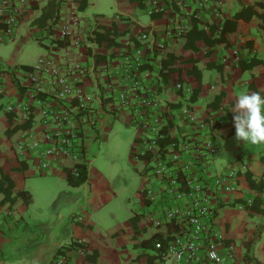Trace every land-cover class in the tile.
Here are the masks:
<instances>
[{
	"label": "crops",
	"instance_id": "crops-1",
	"mask_svg": "<svg viewBox=\"0 0 264 264\" xmlns=\"http://www.w3.org/2000/svg\"><path fill=\"white\" fill-rule=\"evenodd\" d=\"M47 1H28L10 39L3 33L4 24L0 21V42L14 43L17 51L26 37H33L45 47L46 53L39 56H49L64 67L73 62L80 64V71H75L74 75L83 88L86 110L79 120L78 137L84 152L79 162L84 161L91 170L99 141L114 117L120 115L128 126L136 129L135 147L147 133L140 127L136 110L139 102L134 90L125 86L120 72L125 56L133 53L136 46L142 48V62L136 70V78L145 94L156 100V111L168 118V121L164 119L169 123L165 125L166 132L177 139L196 132L199 137L209 138L216 144L207 164L201 166L193 159L196 176L211 184L221 172L240 166V192L217 194L208 226L222 235L224 248L221 252L229 263L247 264L243 255L248 251L261 218L250 206L239 208L237 204L264 196V188L250 187L245 177L248 172L256 183L264 180V144L252 145L235 139L231 109L241 92L259 91L264 96V67H238L240 61H249L252 56L264 57V33L256 15L249 19L234 18L233 15L243 5L257 0H157L162 10H154L156 0H114L115 13L111 17L89 13L95 0H82L81 3L80 0H62L59 18L50 33L32 24ZM178 27L185 31L178 33ZM193 27L200 32L192 30ZM143 31L148 37L139 41L138 35ZM220 36L226 41L206 42ZM157 43L162 46L158 47ZM17 60L18 53L5 63L0 57V70H6V73L0 72V178L4 172L15 182L11 191L12 203L1 201L3 193L0 192V264H51L58 247L76 240L81 242L84 253H74V261L160 264V251L155 248L152 236H172L178 231L176 224L161 219L166 206L162 193L150 201L146 197V188L150 186H145L139 191V197L131 201V206L124 208L121 219L113 215V219L103 222L108 217H104L99 208L111 198V194L104 191L107 180L97 183L91 177L87 184L71 186L62 176L63 168L74 164L71 158L50 159L48 167L41 170L39 157L33 151L28 153L19 149L21 139L32 142L41 138L46 128L42 125L41 111L54 88L51 76L35 73L41 76L37 78L43 80L44 85V92L35 93L37 82L31 80L30 70L23 67L32 68L34 63ZM176 82L185 87L181 94L175 88ZM193 88L196 94L192 98ZM122 93H126V103L121 104L119 96ZM8 105L13 106V110H7ZM182 107L198 121L206 122V127L194 129L181 112ZM145 116L151 118L149 112ZM26 122V126H22ZM220 148L231 153L230 166L224 165L215 172L213 154ZM134 161H138L134 166L136 173L148 176L145 162L133 158ZM20 163H25L26 167L16 169ZM36 171L54 175L36 176L45 184L48 182L46 188L36 187L38 192L31 183V187L25 184L26 178ZM62 179L71 191H79L82 186L86 191L83 196L69 198L72 210L63 218L62 209L53 212L52 203L61 199L58 194L62 193ZM153 187L159 188L157 181L153 182ZM19 188L30 193L29 202L18 195ZM51 197L53 201L47 212L34 211V207L39 203L45 205ZM33 199L34 204L31 203ZM72 201L74 205H71ZM98 204L99 208L96 207ZM157 220L161 223H156ZM249 252L254 260L252 264H264V226L251 243Z\"/></svg>",
	"mask_w": 264,
	"mask_h": 264
},
{
	"label": "built area",
	"instance_id": "built-area-1",
	"mask_svg": "<svg viewBox=\"0 0 264 264\" xmlns=\"http://www.w3.org/2000/svg\"><path fill=\"white\" fill-rule=\"evenodd\" d=\"M29 0H0V21L4 24L3 33L10 39L13 29L20 20V14L26 7ZM154 10H162V7L154 1ZM185 29L178 27L177 32L183 33ZM148 37V33L141 32L138 35L139 41ZM158 47L162 43L156 44ZM143 52L142 48L134 47L133 53L127 54L123 66L120 69L125 79V86L132 88L138 103L136 107L140 116V127L147 131L139 144L132 150V157L135 160H143L146 167H149L151 174L159 184V188L147 187L146 197L154 201L158 193L164 195L166 206L162 211L161 219L171 221L178 226L177 234L167 240L164 249L160 241L155 242V248L160 250V264H218L217 260L209 258V252L215 251L219 257L220 264L229 263L221 249L224 248L222 235L213 231L208 226V221L213 214V203L218 193L237 194L241 190L238 171L240 166L230 167L215 176L211 184L205 183L196 176L193 159L199 165L207 164L209 155L216 150V144L211 139H203L196 132L187 134L182 138L171 137L169 131L161 133L163 126L167 125L168 118H163L156 111V100L144 92L143 86L136 78V70L140 65ZM78 62L59 65L49 56H40L37 62L29 71L31 80L36 81L35 93L44 92L43 80L37 77L51 76L54 91L45 100V108L41 111L42 125H46L41 138L32 142L21 139L18 142L19 149L33 151L39 157L40 169L48 167V160H61L64 157L71 158L73 162H79L83 157L82 143L79 139V123L85 115L86 103L83 88L78 84L74 75L80 71ZM39 74L41 76H36ZM177 90H185L182 83L176 82ZM126 93L119 96L122 103H126ZM7 110H13L8 105ZM149 112L151 118L145 113ZM151 112V113H150ZM181 112L187 117L194 129L206 127V122L198 121L185 107ZM158 113V114H157ZM164 119L167 120L166 123ZM164 122V123H163ZM163 123V124H162ZM49 124V125H48ZM169 137L161 150H159L158 139ZM150 153L151 156L142 155ZM190 155V158H186ZM157 190V191H156ZM252 200L246 199L244 203L237 204L251 206ZM157 220L156 223H159ZM161 223V222H160ZM229 246L228 250H230ZM84 253L81 242L76 240L69 245L58 247L51 264H90L84 261H74L73 254ZM228 257H232L227 253ZM179 257V259H176Z\"/></svg>",
	"mask_w": 264,
	"mask_h": 264
},
{
	"label": "rangeland",
	"instance_id": "rangeland-1",
	"mask_svg": "<svg viewBox=\"0 0 264 264\" xmlns=\"http://www.w3.org/2000/svg\"><path fill=\"white\" fill-rule=\"evenodd\" d=\"M93 12H98L106 17L113 16L115 13L114 0H95V6L89 8V13ZM141 19H144V15H141ZM25 40L26 41L17 51L15 50L14 43L0 42V57L3 59L4 63L14 53H18L17 61L35 64L40 57L39 55L46 53L45 47L37 43L35 38L26 37ZM135 137H137V131L134 127H131V125L128 126L124 122V118L120 115L114 117L111 119L108 129L105 130L102 140L99 141V152H95V156L92 158L90 176L95 178L97 183H103L107 180L104 191L111 194L109 202L104 206L102 204L101 207L100 204L96 206L102 209L101 211L104 217H108L103 220V222L111 218L113 219V215L116 219H121L123 217L121 214L124 208H129L131 206V201L139 197V191L145 186L152 187L153 182L156 181L154 175L148 170L149 167H146L148 176H140L139 173L135 171L134 166L138 162H133L132 158V150L135 147ZM230 154V152L222 148L213 154V167L215 172H219L224 165L230 166ZM36 176L54 175L41 174L36 171L33 175H30V177H27L25 184L31 187V183L33 189H35L34 191H37L41 186L46 188L48 184V182L45 184L43 181H40ZM62 176H64L63 173ZM146 178H148V182ZM71 190L72 189L67 186L65 179H62V193L58 194L61 199H55L53 201V197H51L49 202L45 205L39 203L38 206L34 207V211L37 212L38 209H42L43 212H47L46 209L49 207L50 201L52 200L54 204L53 208H55L53 212L62 209L63 218V216H66L72 210V207L69 206V198L72 199L76 196H83L86 193L83 186L79 191ZM35 194L37 193L35 192ZM135 202L137 203V201ZM31 203L34 204V199ZM71 205H74L73 201ZM44 215L46 214H43V216Z\"/></svg>",
	"mask_w": 264,
	"mask_h": 264
},
{
	"label": "trees",
	"instance_id": "trees-1",
	"mask_svg": "<svg viewBox=\"0 0 264 264\" xmlns=\"http://www.w3.org/2000/svg\"><path fill=\"white\" fill-rule=\"evenodd\" d=\"M61 1L62 0H48L46 4L42 7L41 13L38 17L34 18L32 20V24H35L41 28H44L47 33L51 32V29L53 25L57 22L59 18V10L61 7ZM82 0L79 2L81 3ZM252 15H256L261 20V27L263 29L264 33V0H257L253 4H247L243 5L242 8L235 12L233 15L234 18H243V19H249ZM195 32H200L195 29V27L192 28ZM226 41L223 36H220L218 38H213L211 40H207L206 42H215L219 40ZM53 42H56L57 44H60V40H53ZM254 65L257 66H263L264 67V57L262 59H259L255 56H252L249 61H240L238 64V67L240 69H247ZM17 67V66H16ZM25 69L31 70V68L28 65H23ZM6 70H0L1 73H6ZM14 80V79H13ZM17 83V80H14ZM194 89V88H193ZM179 94H181V90H179ZM192 98L195 97L196 89L192 92ZM217 104V102L214 104V106ZM29 121V119H27ZM28 122H26L22 126H26ZM169 124V123H168ZM18 127V126H17ZM166 126H163L161 133H165ZM169 142V137H161L158 139V146L159 150L162 149V147ZM147 156L150 157L151 154L147 153L145 155H142V157ZM21 164V163H20ZM18 164L16 166V169H23L26 167L25 163ZM63 175L66 177L67 182L71 186H80L89 183V180L91 178L90 171H89V165L85 163L84 161L81 162H75L71 167L63 168L62 170ZM246 180L250 187L256 188L259 190H262L264 188V180L259 181L256 183L251 176H249V173H246ZM15 186L14 180L10 177L9 174L1 172V178H0V192L3 193V198L1 201L9 200L11 203L13 202V199L11 198V191ZM18 195L22 197V199L26 202H29L31 196L30 193L27 190H24L23 188L18 189ZM0 201V202H1ZM251 209L260 216V221L256 224V230L254 237L250 240V244H248V251L245 252L243 255L245 261L247 264H252L254 262L251 253L249 252V248L251 247V243L259 236L263 226H264V196L255 197L251 204ZM175 229V228H174ZM153 238V244L155 246V242L160 241L162 243L161 249L165 248V245L167 243V240L171 239V236L162 237L158 234H154L152 236ZM159 250V248H158ZM160 251V250H159Z\"/></svg>",
	"mask_w": 264,
	"mask_h": 264
},
{
	"label": "clouds",
	"instance_id": "clouds-1",
	"mask_svg": "<svg viewBox=\"0 0 264 264\" xmlns=\"http://www.w3.org/2000/svg\"><path fill=\"white\" fill-rule=\"evenodd\" d=\"M231 111L234 113L235 139L252 145L264 144V96L259 91L241 92L235 97ZM209 258L220 264L215 251L209 252Z\"/></svg>",
	"mask_w": 264,
	"mask_h": 264
}]
</instances>
